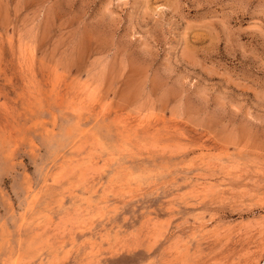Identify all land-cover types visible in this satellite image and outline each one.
Instances as JSON below:
<instances>
[{"label":"rangeland","instance_id":"1","mask_svg":"<svg viewBox=\"0 0 264 264\" xmlns=\"http://www.w3.org/2000/svg\"><path fill=\"white\" fill-rule=\"evenodd\" d=\"M0 264H264V0H0Z\"/></svg>","mask_w":264,"mask_h":264}]
</instances>
